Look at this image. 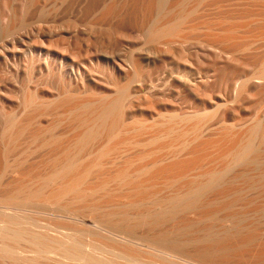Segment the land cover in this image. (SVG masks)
Returning a JSON list of instances; mask_svg holds the SVG:
<instances>
[{
	"label": "bare ground",
	"instance_id": "6f19581e",
	"mask_svg": "<svg viewBox=\"0 0 264 264\" xmlns=\"http://www.w3.org/2000/svg\"><path fill=\"white\" fill-rule=\"evenodd\" d=\"M143 1L147 12L155 13L152 18L147 14V19L138 26L146 47L143 46L148 49L142 51L128 46L122 53L116 50L115 55H111L114 50L107 53L110 48L105 53L99 50L101 65L114 66L117 59L132 70L125 82L114 84L112 94L94 91L79 96L64 92L48 103L40 101L35 105L36 101L32 108L30 97L37 94L36 91L29 95L27 103L25 96L24 103L31 107L26 109L23 120L18 121L13 111L6 113L4 127H0L4 139L0 166V264H39L40 260L44 264H116L111 256L124 261L117 264H247L243 262L247 258L254 260L252 264H264V241L261 242V233L264 235V123H255L237 134L233 126L223 120L222 128L214 136L203 138V121L205 124L208 115L204 117L200 112L165 110L158 114L159 121L153 123L154 126L147 127L132 117V109L128 112L125 109L126 105L136 106L143 94L157 89L154 90V82L159 81L160 73L145 70L142 59L151 60L157 54L175 56L196 31L194 20L198 6L206 5L203 3L207 1V5L212 2L231 4L232 0H174L169 9H165V0ZM234 1L238 4L239 0ZM249 2L259 8L247 10L245 14L264 17V0ZM22 3L18 9L12 8L14 11L3 8L7 15L11 14L12 21L3 29L0 24V61L7 66L9 60H17L24 68L14 63V74L24 72L29 77L34 62L31 64L32 10L28 0ZM111 7L104 17L113 14L115 8ZM237 14H222L213 21L206 18L204 40L211 51L227 57L237 48L248 47L235 42L239 40L236 31L242 26L241 21L226 19H233ZM6 16L3 14L0 19L4 22ZM246 19L257 20L255 17ZM261 22L264 23V18ZM53 23L56 25L55 21ZM54 24L48 25L54 27ZM42 25L41 30L45 26ZM71 44L67 45L71 47ZM65 50L68 52V47ZM44 54L45 65L50 68L55 54L50 51ZM66 70V67L60 68L62 73ZM258 73L239 86L229 79L226 82L237 94H242L250 85L256 87L264 82V70ZM41 113L61 118L68 134L54 135L55 131L52 134L54 124L47 125L45 130L33 127L31 130V119ZM25 134L45 152L30 166H26L25 159L15 156ZM124 147L129 150L120 158L117 153ZM136 148L139 150L128 152ZM28 151L31 152L30 148ZM116 154L120 161L111 159ZM5 177L9 181L4 182ZM41 206L49 207L47 214L68 215L71 224L86 229L83 232L75 227L53 230L49 223L31 224L30 213H26L32 212V208L42 209ZM227 226L233 227L234 232L226 230ZM50 229L55 231V237L48 233ZM238 239L236 249H229L228 245ZM254 242L253 245L261 242L260 249L248 248Z\"/></svg>",
	"mask_w": 264,
	"mask_h": 264
},
{
	"label": "rangeland",
	"instance_id": "374dc122",
	"mask_svg": "<svg viewBox=\"0 0 264 264\" xmlns=\"http://www.w3.org/2000/svg\"><path fill=\"white\" fill-rule=\"evenodd\" d=\"M24 1L25 0H17V1L0 0L1 3L0 18L3 17V14L5 16L7 15V12H4L3 8L4 9L8 8L6 10L14 11L16 8L18 9L19 6L23 4L22 2ZM28 1L31 3L30 4L32 10L31 13L33 14V15L31 14V24H32L31 39H33V41H31V50H32L31 54L33 55V57L31 55V57L33 58V59L31 58V64L32 61L34 62L33 65H31L32 67L30 71V73L31 72L32 73L28 74L29 77H26L27 74L24 72L23 73L19 72L18 75H15L14 74L15 66L13 67V64L15 63L16 67L22 68L23 65L20 62H18L17 60H15L16 62L9 60L8 62L10 63L9 65L7 64L6 66V62L0 61V81H1L0 82V127L1 128L4 127L7 112L13 111L16 115V118H18V121H20V119L23 120L25 117L23 114L25 115L27 114V112L25 111L26 109L31 107V105L33 108L35 105H38L40 101H41L40 103L43 102L48 103L52 101L54 98L58 97L59 94H63L64 92L74 93L79 96L82 95L85 96V94L88 95L93 93L94 91H102L107 94H112L114 91L113 90L114 84L125 82L126 80L125 78H127L129 75L132 74V70L131 69L129 70L128 66H124L123 64H120L121 62L117 61V59L114 61L115 63L114 66L111 64H108L107 66L101 65L100 63L101 60L98 59V56L100 55V51L105 53L108 51V48H110L109 49L110 52L107 53L110 54L111 51L114 50L113 53H111V55H115L117 54L115 53L116 50H117L116 52L121 51L119 53H122L124 50H126L125 48L128 46L130 47V49L141 48L142 51H145L146 48H144V46L146 47V45L143 44L144 41L142 35L139 34L140 32L138 30V26L142 23L143 19L144 20L147 19L146 18L147 14L148 15L150 14L149 16L150 18H152L155 14L153 13V15H151V13L147 12L143 0H128V1L123 0V2L122 0H112L113 2L111 0H65V1L64 0H28ZM114 1L116 2V4ZM165 1L167 2L166 3L167 7L165 9H169L171 3L174 0H165ZM232 1L231 4H227L224 2H220V3L216 2L217 4H215L212 2L209 3V5H207L208 4L207 1L203 3V5L204 4L206 5L197 7L196 10L197 18L194 20V25L197 26L196 31L188 37L185 46H182V48L176 51L175 54L177 55V57H175L176 55L173 56L176 59L173 58L172 55L168 57L169 54L166 56L164 55L158 56L157 54L156 56H153L151 60L142 59L145 70H158L160 73L159 76L160 79L159 81L157 79L154 82L155 86L154 85L153 86H154V90L157 88L156 91L152 92L151 94L150 93L143 94V98L141 99L140 103H137V105L134 106L135 108L134 107L129 108V106L126 105L125 109L127 110V112L130 109H132L131 114L135 120H138L143 124L145 123L144 125H146L147 127H152L154 126L153 123L159 121L158 114L160 112L161 113L165 112V110L181 109V110L197 111L200 112V114H204L203 115L204 117H207L205 115H208L209 117V118L207 117V119L205 118L206 119L205 124L203 121V128L205 126L204 128L205 130L203 129L204 130L202 136L203 138L214 136V134H216L219 131V129L222 128L220 126V123H222L223 120L224 122L226 121L227 125L231 124L233 126V131L235 133L238 132L237 134L242 133L249 126L255 123H261V122L264 123V82H261L256 87L250 85L248 90L243 92L242 94H237V92L233 90L232 86H229V84H227L226 82L229 79L232 82H234L233 84L239 86L243 82L245 81L247 82L246 79L257 76L259 74L258 72L261 69L264 70V37H262V30H264V23L261 22V20L264 17L260 14L259 15L256 14L252 16L245 14V11L247 10L256 11L259 8L258 6L256 7L254 6V4L250 3L249 0H243V1L241 0V2L239 0L238 4L236 3V1L234 0ZM112 4L113 7H111ZM104 5L105 6L107 5V7H105ZM141 6H143L144 8ZM35 7L36 9H34ZM110 7L113 9L115 8L114 11H112L113 14H109V16L104 17L105 13H107ZM12 8L14 10H12ZM42 12H44L45 14L43 13V15L41 16L40 13L42 14ZM143 12L145 15L144 14L142 15ZM235 12L236 13L238 12V14L233 19H228V18L226 19L227 21L230 20H234L237 22L241 21L242 26L238 27L236 31L239 40L235 42L236 44L239 43H241L242 45L247 44L248 47L240 48V49L237 48V50L233 54H230V56L225 57L221 55L219 52L215 53L214 51H211L208 48V45L204 40L205 39L204 34L206 33L205 21L207 17H208L207 20L210 19L211 21H213L212 19L215 20L216 19L215 17H220V15L222 16V14L223 15L236 14ZM46 15L48 17H46ZM49 15L52 18H49ZM55 15H57V17H55ZM39 16L43 17L45 20L41 17L39 18ZM250 17L257 18V20H255L256 22H250L248 21V19H246ZM10 18H11V14L5 17L6 21L4 22L0 19V24L2 25L0 26L2 27V29L5 28L12 21V19L10 21ZM37 18L39 19L37 20ZM55 18H58V20H54ZM36 21L38 22L39 27L37 26V28H39V30H41L42 28L41 25L44 24L43 21L44 22L46 21L45 22L47 23L46 25L54 24L53 21H55L56 25L54 24L55 25L54 27L48 25L49 26L48 28L45 24H44L45 26L42 25L44 26L43 29L46 33L44 34L43 29L41 30L43 32L37 30ZM39 22H41V24H39ZM33 23L35 24L33 25ZM57 25H59L58 28L60 30L57 29ZM33 27H35L38 32H36L35 28ZM39 32L42 34H39ZM33 35L35 36L37 35L36 39L34 38L35 36L33 37ZM68 41L70 42V44L72 43L70 45L71 47L73 45L79 44L77 45L78 47L75 46L72 47V49H74L76 53H77L76 49L78 48H80L81 51L80 49H78V53L76 54L73 53L74 51L71 49L70 52L69 49L71 47L68 46L69 45ZM64 43L68 45L67 46L63 45ZM85 43H87L89 48H86L87 46ZM116 45L118 46V48L120 49L124 48V49L120 50L117 48ZM64 46L68 47L69 50L68 52L66 51L67 49L65 50L66 47ZM103 48L104 49L106 48V50H104ZM88 50H89V54H88ZM90 50L93 53H91ZM46 51H50L55 54L54 58L50 61V65H49L50 68H47L44 62L46 60V56L44 54L46 53ZM80 52H82V54L85 53V55L87 56L82 55ZM70 53H72L71 56ZM78 54L82 55V57H84V60ZM75 55L79 57L76 58ZM68 57L75 59H70ZM76 59L79 60L77 61ZM10 64L12 66H10ZM117 64L122 65L120 68L122 69L121 71L118 70V67H120V65L118 66ZM262 64L263 66L261 67ZM61 67H66L67 70L64 73H62L60 72ZM127 69L128 71H126ZM7 74H9L8 78H7ZM60 74L62 75V77ZM31 76L33 77L32 79ZM100 76H102V78ZM14 78L15 80H13ZM6 79H7V83H6ZM28 81H29V85H28ZM27 90L28 93L26 92ZM36 91L37 94H35ZM153 93L155 94L154 96ZM33 94H35L34 95L35 97L29 96ZM25 96L27 100L25 99ZM29 97L30 99H32L30 101L32 103L30 106L29 104L28 105L26 104ZM24 99L26 100L25 101L26 103H24ZM34 103L37 104L34 105ZM25 105L27 107H25ZM42 114L45 116L41 117ZM47 115L48 114L45 113L35 115L36 117H33V120L35 122L31 119L32 121L31 128L33 127L34 129L36 128L39 130L41 129L45 130L47 125L54 124L55 128L53 127L52 130L50 131L52 134L54 131H55L54 135L68 134V131L65 129L66 127L65 122L61 121L62 120L61 118L56 117L55 115L54 116L53 115L47 116ZM133 118H130V120H132ZM35 124L38 127L35 126ZM33 128L31 130H33ZM1 136L2 135L0 134V151H1L0 166L1 164H3L2 151L4 149L3 147L4 145L2 143L4 139H2ZM26 137H28L27 134H25V136L22 137L21 140L19 141V145L17 146L18 148L16 151L18 154L15 153V156L21 159H25L26 166H30L31 164H34L38 160H40L41 156L43 157L44 156L43 154L45 152L43 151V149L38 148L36 142L34 143V141ZM29 148L31 152L30 151L27 152ZM123 149L124 150L120 149L123 152L119 151L117 153V154L120 153L119 155L121 156L117 154L112 155L113 157L111 156V159L113 158V160L114 159L118 160L119 157L123 158L124 157L123 155H127L126 154L127 151L125 152V150H129V149L125 147ZM135 150L138 151L139 149L137 148L131 149L128 152L133 153ZM216 154L217 153H214L213 155ZM29 156L31 159L29 158ZM115 156H119V157H115ZM27 157L29 159H26ZM28 160L31 163L27 162ZM118 161H120V159ZM27 163L29 164L27 165ZM18 176L17 177L15 176V178L18 179ZM20 177L21 176H19V179ZM3 179H5L3 180L4 182L9 181L8 179H6V177ZM31 182H33L31 183V186H34L35 185L34 181ZM41 207L42 209L35 208L36 211H34L35 209L32 208V212L29 211L26 213L27 215H29L30 213L29 218H31V224L41 225L42 223H47V224L49 223L50 227L53 230L55 228H56L55 230H59L63 227H71V228L75 227L77 228V229L74 228L75 230L81 232L82 230L84 231L86 229L85 226H81V225L76 226L73 225V223L71 224L72 220L68 215L59 216V217L53 216L47 214L50 213L48 206L46 207L41 206ZM46 208H48V210ZM19 214L22 215L23 213L19 212ZM190 218L192 217H189V219ZM50 230H48V233H50L51 237L52 236L55 237L56 236L55 235L56 233H54L55 231L51 230V232H49ZM226 230L234 232L235 229L231 226H227ZM41 231H43V229ZM262 235L263 233H261V239H262L261 242L264 241L263 239L264 235L263 236ZM239 242L240 239L235 240V242H233L231 245L230 244L228 245L231 246L228 248L236 249V246L238 245ZM261 242H259V244L253 245L256 243L254 242L251 245H249L248 248L250 247L249 248L250 250H258L260 249ZM111 258L114 259L112 260L116 264L118 262L119 263L124 262L120 258L116 259L115 256L113 257L111 256ZM247 259L243 260V262L247 264L254 263V260L252 258H247ZM42 261L43 260L38 261L40 262L39 264L41 263L44 264V261L43 262Z\"/></svg>",
	"mask_w": 264,
	"mask_h": 264
}]
</instances>
